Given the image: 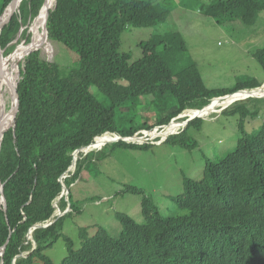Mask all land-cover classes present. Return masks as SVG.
Wrapping results in <instances>:
<instances>
[{"label": "trees", "instance_id": "16d2710c", "mask_svg": "<svg viewBox=\"0 0 264 264\" xmlns=\"http://www.w3.org/2000/svg\"><path fill=\"white\" fill-rule=\"evenodd\" d=\"M11 2L0 0V17ZM44 2L23 0L0 37L14 67L18 51L28 45L12 52L21 42L32 44L40 27V39L26 49L25 54L33 51L25 55L22 71L17 69L19 112L0 152L7 199L5 207L0 189V248L8 242L0 264H35L36 259L41 264H264V123L247 133L243 122L259 112L261 95L239 99L222 111L242 115L237 146L226 156L207 161L201 179L184 173V192L168 196L187 214L165 216L145 189L126 185L120 193L142 195L145 222L117 212L123 226L118 237L104 226L94 236L82 228V246L75 248L74 239L64 231L66 218L76 211L73 186L91 164L105 160L115 148H148L151 142L122 139L78 154L79 149L97 143L105 133L151 137L144 131L167 128L185 110L221 102L264 81L240 77L232 87H209L181 31L158 32L142 41L138 59L132 52H122L128 27L155 28L168 21L173 9L156 0H58L55 8V0H47L43 7ZM202 11L219 25L241 20L254 26L264 0H214ZM45 41L59 44L76 59L67 64L46 59ZM254 56L264 70V44ZM180 120L186 127L163 142L192 151L198 142L189 130L201 129L204 119ZM13 122L14 115L9 126ZM77 154L76 169L71 171ZM48 220L53 221L49 226L33 231L37 242L33 250L30 229ZM60 238L68 253L56 263L46 250ZM30 251L29 256H20Z\"/></svg>", "mask_w": 264, "mask_h": 264}, {"label": "rangeland", "instance_id": "374dc122", "mask_svg": "<svg viewBox=\"0 0 264 264\" xmlns=\"http://www.w3.org/2000/svg\"><path fill=\"white\" fill-rule=\"evenodd\" d=\"M211 1L214 0H156L173 9L168 21L155 28L128 27L122 36L120 50L132 52L134 59H138L142 55L139 48L142 41L150 39L158 32L181 31L189 46V53L198 61L209 87H232L240 77H254L264 81V70L254 56V52L264 44V11L260 13L254 26L246 25L241 20L219 25L202 11L203 6ZM44 43L43 55L46 59H59L65 64L76 59L73 53L63 50L59 44L49 41ZM21 45L22 42L15 50ZM4 57H8L5 52ZM25 58L26 56L19 61L20 72L24 68ZM20 75L21 73L18 78ZM9 77L8 72V82ZM5 91L4 87L3 95ZM93 91H96V88H93ZM263 93H259V96L264 97ZM11 106L12 101L8 104V107ZM257 107L260 109L253 119L247 116L243 120L247 133H252L264 123V101L258 103ZM189 117L182 115L179 118L185 120ZM180 119L175 121L179 127L184 126L181 129L183 130L186 122ZM203 119L201 129L191 127L189 130L191 137L198 142V147L192 151L171 143H156L163 139L162 134L152 139L153 137L143 138L145 134L140 133L138 137L144 140L139 142H147L149 139L150 147L115 148L105 160L91 164L84 171L83 177L76 182L72 190L76 211L66 218L64 226L65 233L74 239L76 249L82 246V228H87L88 234L94 236L99 226H104L111 235L118 237L123 226L116 217L117 212L127 213L139 223L145 222L142 214V195L120 193L126 185L145 189L155 199L165 216H181L188 213L168 197L184 192L183 174L201 179L207 161H215L232 152L242 137L240 113L222 114L220 108ZM165 129L159 128V131L163 132ZM97 169L100 171L98 176ZM46 253L56 263H60L68 253L64 238H60ZM35 264H41L40 260L36 259Z\"/></svg>", "mask_w": 264, "mask_h": 264}, {"label": "bare ground", "instance_id": "6f19581e", "mask_svg": "<svg viewBox=\"0 0 264 264\" xmlns=\"http://www.w3.org/2000/svg\"><path fill=\"white\" fill-rule=\"evenodd\" d=\"M10 12V10L8 9L5 13V15H8ZM40 26V25H39ZM39 31L36 32L35 34V39L33 41L32 44L28 45L26 48H21L18 51V58L16 60V64L14 67H12L8 62V57H4L2 60H0V67L3 69L5 76L4 77H0V87H2V89L5 87L6 91L5 94L3 95L2 89L0 88V132H1V128L5 127V126H9L10 123V119L12 117L13 114H11V107H8V104L12 101V85H16L17 84V69L19 67V61H21L22 58L25 57V51L26 49H30L34 46H36V43L38 42V40L40 39V27L38 28ZM32 45V46H31ZM31 46V47H30ZM8 72L10 73V77H9V82H8ZM19 75V74H18ZM7 82L9 83L7 86ZM7 86V88H6ZM11 86V87H10ZM264 91V86L261 89L255 90L253 93H263ZM246 92H240V93H236L233 95H230L227 99L221 101V102H216L212 105H210L208 108H206L204 111H199V110H189V111H185L182 115H187L189 116H199V115H203V116H208L211 112L217 111L220 108H222L223 106L232 104L233 102H235V100L240 99L241 97H244L246 94ZM264 94V93H263ZM3 95V96H2ZM13 103V101H12ZM181 115V116H182ZM10 118V119H9ZM179 116L177 118H175L173 120V122H171L165 131L160 132L158 129L154 130V131H146V134L148 135H152L154 134L155 136H151L153 138L159 136L162 134L163 138L168 137L169 135H171L172 133H177L179 132V129L181 130L182 128H179V124L177 121H175L176 119H178ZM175 129V130H174ZM111 137H115V135H111V134H107L105 136H102L101 139L95 143L92 148H96L99 149L101 148L109 139H111ZM2 135H0V142ZM142 140V139H139Z\"/></svg>", "mask_w": 264, "mask_h": 264}, {"label": "water", "instance_id": "95a60500", "mask_svg": "<svg viewBox=\"0 0 264 264\" xmlns=\"http://www.w3.org/2000/svg\"><path fill=\"white\" fill-rule=\"evenodd\" d=\"M22 1L23 0H12V2L10 3V5L7 7V9L4 11V13L2 14V16L0 17V37H1V32H2V29H3V27L5 26V24L9 21V19L13 16V14L17 11V10H19L20 9V5H21V3H22ZM56 1V3H55V6H54V8L56 7V5H57V1L58 0H55ZM46 3H47V0H45V2H44V5H43V7L46 5ZM53 8V9H54ZM10 10V12H9V14L8 15H5V13H6V11L7 10ZM43 9V8H42ZM40 14V13H39ZM38 14V15H39ZM49 14H50V10H49V12H48V15H47V18H46V20H45V24H44V30H45V33H46V38L48 37V35H49V30H48V17H49ZM37 18V17H36ZM36 18H35V20H36ZM34 20V21H35ZM34 23V22H33ZM31 43H28V44H22V45H24V46H26V45H30ZM32 46V45H31ZM30 46V47H31ZM17 50V49H16ZM16 50H14L13 52H12V54L13 53H15L16 52ZM34 50H37V49H34ZM33 50H30V51H27V53H26V56H28L31 52H32ZM11 54H9L8 56H10ZM4 58V49H2V47H1V45H0V60H2ZM4 77L5 76V73H4V71H3V69L0 67V77ZM20 78H21V75H20V77L18 78V81H17V84L16 85H12V89H13V91H12V101H13V103H12V107H11V114H13L14 115V122H13V124L12 125H10V126H5V127H3V128H1V132H0V135H2V140H1V142H0V152H1V148H2V143H3V138H4V135H5V133H6V131L10 128V127H15V125H16V119H17V115H18V112H19V91H18V86H19V81H20ZM263 86H264V84L263 85H261V86H259V87H257V88H252V89H242V90H240V91H238V92H235V93H232V94H230V95H233V94H236V93H240V92H248L244 97H241L240 99H243V98H248V97H251V96H259V94L258 93H253L255 90H258V89H261V88H263ZM261 96H263V95H261ZM237 100H239V99H237ZM237 100H235V101H237ZM211 105V104H210ZM210 105H208V106H206V107H204V108H201V109H196V110H199V111H203V110H205L206 108H208ZM230 105V104H229ZM229 105H226V106H223L222 108H221V111L223 110V109H225V108H227ZM187 110H189V109H187ZM186 111V110H185ZM196 117H205V116H203V115H199V116H195V117H189L188 118V120H187V122H189V121H191L193 118H196ZM107 134H111V135H115V137H111V139H109L104 145H106L108 142H111V141H118V140H126V141H128V142H134V143H137L138 141V137L137 136H133V137H123L122 135H119V134H117V133H105V134H103L102 136H105V135H107ZM165 139H167V137L166 138H164L162 141H164ZM95 143H92L90 146H86V147H83V148H81V149H79L78 150V154L81 152V151H91V150H94V149H96V148H92V146L94 145ZM103 145V146H104ZM102 146V147H103ZM101 147V148H102ZM101 148H99V149H101ZM78 154L76 155V157H75V161H74V164H73V166L70 168V170L71 171H74L75 169H76V162H77V159H78ZM64 187L65 188H67L66 187V185H64ZM0 189H1V193H2V197H1V201H2V203L4 204V206L6 207L7 206V199H6V196H5V194H4V184H3V182L1 181V178H0ZM53 221L52 220H48V221H46V222H39V223H36L31 229H30V234H31V237H32V239H33V242H34V249L33 250H35V248H36V246H37V242H36V240L34 239V236H33V231L35 230V229H37V228H42V227H46V226H49L51 223H52ZM7 244H8V242L2 247V248H0V256L3 254V252H4V250L6 249V246H7ZM32 250V251H33ZM32 251H30V252H24V253H22L20 256H29L31 253H32Z\"/></svg>", "mask_w": 264, "mask_h": 264}, {"label": "clouds", "instance_id": "9594fccd", "mask_svg": "<svg viewBox=\"0 0 264 264\" xmlns=\"http://www.w3.org/2000/svg\"><path fill=\"white\" fill-rule=\"evenodd\" d=\"M223 110H224V109H223ZM223 110H222V111H223ZM222 111H221V112H222ZM172 122H173V121H172ZM139 139H140V138H138V140H137L138 142H137V143H140V142H139ZM163 139H164V138H163ZM163 139H162V140H163ZM143 140H144V139H143ZM143 140H142V141H143ZM162 140L156 141V143H157V142H163ZM140 141H141V140H140ZM141 143H145V142H141Z\"/></svg>", "mask_w": 264, "mask_h": 264}]
</instances>
